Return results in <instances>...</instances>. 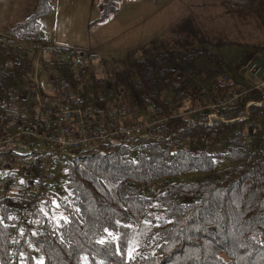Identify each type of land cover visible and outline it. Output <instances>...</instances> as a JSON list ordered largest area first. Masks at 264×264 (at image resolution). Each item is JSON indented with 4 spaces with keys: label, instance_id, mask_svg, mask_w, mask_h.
I'll return each instance as SVG.
<instances>
[{
    "label": "trees",
    "instance_id": "obj_1",
    "mask_svg": "<svg viewBox=\"0 0 264 264\" xmlns=\"http://www.w3.org/2000/svg\"><path fill=\"white\" fill-rule=\"evenodd\" d=\"M49 1L38 0L10 36L39 32ZM118 3L97 0L100 19L111 16ZM20 52L0 38L1 93L21 84V75L30 70L34 57L28 54L4 69V60H14ZM204 57L212 64L205 70L212 91L228 95L237 79L233 74L226 81L218 79L230 69L220 53L210 50L191 14L173 23L163 40L128 52L125 67L113 69L110 78L90 72L86 104H105L100 91L112 86L123 89L125 99L138 100L141 115L153 108L166 119L148 130L147 137L127 145L108 143L62 158L68 200L57 196L50 213L32 208L38 223L18 224L12 190L1 192L0 264H264V97L247 86L236 104L218 108L219 117L211 124L206 109L187 113L207 98L195 92L189 76ZM46 60L40 74L67 88L75 86L77 71H87L57 53ZM212 91L209 98H215ZM138 118L127 116L123 123ZM201 136L213 137L214 144H191ZM55 164L50 161L47 176Z\"/></svg>",
    "mask_w": 264,
    "mask_h": 264
},
{
    "label": "built area",
    "instance_id": "obj_2",
    "mask_svg": "<svg viewBox=\"0 0 264 264\" xmlns=\"http://www.w3.org/2000/svg\"><path fill=\"white\" fill-rule=\"evenodd\" d=\"M0 38L4 43L21 49L14 60H4V69L14 62L21 63L27 54L34 57L30 70L21 75V84L11 85L6 92H0V194L7 189L12 190L18 224L38 223V217L30 214L32 208L46 212L52 208L57 196L62 202L68 200L63 185L62 193H59L52 184L55 173L47 176L51 160L60 168L62 158L78 157L95 146L108 143L127 145L132 139L147 137L148 130L166 118L158 117L153 108L141 115L139 101L125 99L124 90L117 91L112 86L100 91L105 104H86L84 97L90 92H85V85L90 72H97L101 59L86 47L55 46L39 32L20 38L10 35ZM56 53L74 68L86 67L87 71H77L75 86L71 88L49 77L53 84L51 91L47 92L39 77L41 59L43 55ZM242 69L253 79H258L260 67L252 58L245 61ZM243 92L233 91L229 95L203 101L200 108L194 105L186 112L208 109L207 123L211 124L219 117L216 114L218 108L233 106ZM113 97L116 98L114 101ZM127 116L139 118L133 124H125L123 119ZM251 129L254 131L255 127L251 126ZM197 142L204 146L214 144L213 137L205 136L191 141V144Z\"/></svg>",
    "mask_w": 264,
    "mask_h": 264
},
{
    "label": "rangeland",
    "instance_id": "obj_3",
    "mask_svg": "<svg viewBox=\"0 0 264 264\" xmlns=\"http://www.w3.org/2000/svg\"><path fill=\"white\" fill-rule=\"evenodd\" d=\"M195 1L119 0L116 11L100 19L101 8L97 0H50L51 9L39 18L38 31L48 37L52 45L86 47L99 55L101 59L97 74L110 78L113 69L125 67L128 52L139 50L153 39L163 40L169 35L171 24L189 13L196 17L198 27L209 39L210 50L220 53L230 69L219 74L218 79L226 81L231 74L237 79L238 83L228 95L238 90L245 92L247 86H256L264 97V0H222L220 4L217 3L220 0H203L200 4ZM235 1L244 2L243 6H246L239 8ZM6 10L7 6L0 4V15L5 14ZM1 18L0 22L4 23ZM9 35L10 30H0V36ZM223 40L237 41L239 44H216ZM46 56L43 55L41 62L48 63ZM248 58H252L260 67L256 80L242 69ZM211 65L206 57L200 58L196 62L197 72L189 74L195 84V92L207 96L195 103L198 108L203 101L214 99L208 96L214 89L210 84L212 79L205 77V70ZM171 66L175 68L174 64ZM179 72L181 70L176 68V73ZM39 77L43 89L50 92L53 83L49 81V75L42 73ZM212 93L215 98L222 96V91L216 89ZM54 173L52 184L62 193L64 176L57 165ZM46 212H52V208Z\"/></svg>",
    "mask_w": 264,
    "mask_h": 264
},
{
    "label": "crops",
    "instance_id": "obj_4",
    "mask_svg": "<svg viewBox=\"0 0 264 264\" xmlns=\"http://www.w3.org/2000/svg\"><path fill=\"white\" fill-rule=\"evenodd\" d=\"M15 1H17L16 2L17 4H15ZM130 1H134V0H130ZM150 1H155V0H150ZM191 1L193 2L194 0H191ZM202 1L203 0H197L195 2L200 4V3H202ZM220 2H222V0L218 1L217 3L220 4ZM0 4L2 6H7L6 13L2 14L5 17L0 15L1 17H3V18H1V17L0 18L4 22V23L0 22V30H11V28L17 22H20V21L24 20L25 18H27L35 10V8L38 4V0H1ZM130 14H132V13H130ZM187 14H189V13H187ZM187 14H185V15H187ZM194 18L196 19L195 16H194Z\"/></svg>",
    "mask_w": 264,
    "mask_h": 264
}]
</instances>
